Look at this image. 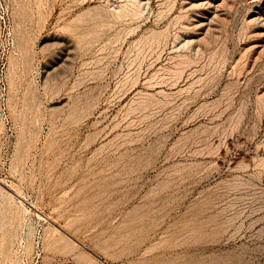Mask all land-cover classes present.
<instances>
[{
	"label": "rangeland",
	"instance_id": "1",
	"mask_svg": "<svg viewBox=\"0 0 264 264\" xmlns=\"http://www.w3.org/2000/svg\"><path fill=\"white\" fill-rule=\"evenodd\" d=\"M0 264H264V0H0Z\"/></svg>",
	"mask_w": 264,
	"mask_h": 264
}]
</instances>
